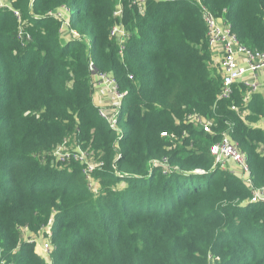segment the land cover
Returning <instances> with one entry per match:
<instances>
[{
  "label": "trees",
  "instance_id": "16d2710c",
  "mask_svg": "<svg viewBox=\"0 0 264 264\" xmlns=\"http://www.w3.org/2000/svg\"><path fill=\"white\" fill-rule=\"evenodd\" d=\"M1 1L20 20L0 9V264H47L19 239L45 224L51 264H264V203H250L264 188V131L252 126L264 120V96L245 104L236 92L237 113L218 99L194 1L147 0L142 15L129 0ZM200 1L264 51V0ZM118 4L130 32L122 55L110 38ZM63 5L76 8L69 23L82 40L61 42L47 12ZM93 71L126 92L115 129L93 104ZM193 115L213 121L214 134ZM221 133L246 156L251 189L213 168ZM72 139L103 164L91 175L97 192L78 163H50ZM164 158L165 174L155 164Z\"/></svg>",
  "mask_w": 264,
  "mask_h": 264
},
{
  "label": "built area",
  "instance_id": "2783aa9c",
  "mask_svg": "<svg viewBox=\"0 0 264 264\" xmlns=\"http://www.w3.org/2000/svg\"><path fill=\"white\" fill-rule=\"evenodd\" d=\"M199 8L202 22L206 30V43L208 48L216 60L217 70L220 76V88L218 99L231 102L230 110L238 112L237 106L233 103V97L236 92L240 91L242 99L246 104L248 98L254 94L264 96V51H254L242 45L232 32L230 26L217 19L200 0H192ZM147 0H129L130 7H134L142 15L145 9ZM10 8L15 16L20 20L19 10L12 9L8 4L0 0V9ZM47 15L60 23L59 34L61 41L67 40H82L74 29L71 28L69 20L72 17V9L67 5H63L54 11L47 12ZM113 18L118 19L117 25H114L110 31L112 38L119 47V55L130 38V32L121 24L123 19L122 5L118 4L113 12ZM17 40L22 46L27 45L31 41L29 35L20 27L16 34ZM93 85L103 89L110 98L111 103L117 106V112L120 108L121 100L126 95V92L119 89L115 79L107 73H98L93 71ZM244 91H242V89ZM241 89V90H240ZM246 111V110H245ZM117 112L107 114L102 108H99V116L106 121L111 127H116ZM243 116V115H242ZM189 123L199 127L204 133L213 135L211 130L213 121H206L200 116H189ZM210 123L212 125H210ZM255 129L264 131V120H259L258 123L252 125ZM211 130V131H210ZM166 137V134H163ZM184 137V134H183ZM220 142L214 144L210 148V154L214 158L213 168L218 167L220 170L238 176L245 186L249 189L252 187L251 174L247 164V159L237 148L236 144L229 138L227 133L220 134ZM77 144V142L74 140ZM67 141L59 148L49 153L52 164L58 163H78L82 167V173L87 178L89 187H91L92 174L95 171L101 170L103 164L94 162L92 159L80 149L77 144L75 150H68ZM163 173L169 171L167 159L157 161ZM264 203V188L251 190L250 203ZM26 231L27 228L21 229ZM51 246L49 243H44L40 252L43 256L49 257Z\"/></svg>",
  "mask_w": 264,
  "mask_h": 264
},
{
  "label": "rangeland",
  "instance_id": "374dc122",
  "mask_svg": "<svg viewBox=\"0 0 264 264\" xmlns=\"http://www.w3.org/2000/svg\"><path fill=\"white\" fill-rule=\"evenodd\" d=\"M71 9H72L73 18H75L76 8L71 6ZM211 54H212V52H211ZM211 60H212V63L210 65L211 74H212L213 78L217 81V83H219L220 76H219V73H218V70H217L216 60L213 58V54H212ZM247 114L248 113L244 112L242 115L244 116V115H247ZM210 125H212V124L210 123ZM76 145L77 144L72 139V140H68L67 141L66 147H67L68 150H75ZM49 158H50V163H51L52 159H51V157H49ZM47 162H49V161H47ZM90 189L95 191V192H97L98 189H99L98 182L95 181V180H91ZM48 236H50V229H49L48 224H45L39 230H36V231H30L28 228H27L26 231H22V230L20 231L19 230V239H20V241H27L29 243H32V245L34 244L35 253L38 256H40L47 264H51L50 256L49 257L43 256L41 254V252H40V248L43 245V243L46 242V240L48 239ZM208 260H209V264H216L215 261L213 260V258H209Z\"/></svg>",
  "mask_w": 264,
  "mask_h": 264
},
{
  "label": "crops",
  "instance_id": "0c3cea01",
  "mask_svg": "<svg viewBox=\"0 0 264 264\" xmlns=\"http://www.w3.org/2000/svg\"><path fill=\"white\" fill-rule=\"evenodd\" d=\"M92 99L95 107L102 108L107 114L117 112V106L111 103L110 98L107 96L106 92L103 89L94 86Z\"/></svg>",
  "mask_w": 264,
  "mask_h": 264
}]
</instances>
